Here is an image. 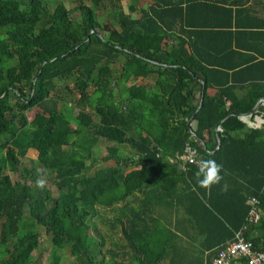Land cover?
<instances>
[{
	"label": "trees",
	"instance_id": "1",
	"mask_svg": "<svg viewBox=\"0 0 264 264\" xmlns=\"http://www.w3.org/2000/svg\"><path fill=\"white\" fill-rule=\"evenodd\" d=\"M51 1L0 0V264H29L37 228L76 264H212L239 231L264 250V0H142L117 29ZM186 144L223 166L220 185L176 159Z\"/></svg>",
	"mask_w": 264,
	"mask_h": 264
},
{
	"label": "rangeland",
	"instance_id": "2",
	"mask_svg": "<svg viewBox=\"0 0 264 264\" xmlns=\"http://www.w3.org/2000/svg\"><path fill=\"white\" fill-rule=\"evenodd\" d=\"M142 0H82L83 4L85 6H95V13L97 15V21L100 26H108L109 28L117 29V26L112 18V13L116 10H122L124 13L127 12L128 6L132 5L135 9L143 8V5L141 3ZM56 4H62L66 10L69 11L70 17L76 19L75 13L72 12L73 8L77 6V0H52L51 2H46V9L52 10ZM133 17V16H132ZM91 92V88L88 90V93ZM72 111L70 114L71 119L74 118V116L77 113V110L72 105ZM86 112L92 116L94 120L96 118L94 117L92 111L90 109H87ZM26 117L30 120L32 117V113H27ZM109 143H105L104 141L98 142L96 147L92 150V158L95 160V165L93 169L99 168L102 166V163L100 162L101 154L106 153L105 147L109 146ZM4 156L7 159H13L14 153H12V150L6 149L4 151ZM36 158V152L33 150H28L25 158L21 159L20 165L25 166L26 168H29V165L31 161H34ZM88 164V162H87ZM111 165L112 163H108L107 165ZM20 168L18 167L17 172H6V174L9 176L10 180L12 182L14 181H23L21 179V176L17 175ZM125 173V171H124ZM45 179V177H42ZM46 188L50 191L51 195L54 197L56 195V190L54 186L51 185V182L46 180ZM25 183L29 184L28 181ZM39 233V239H38V246L35 249V251L32 253L31 259L29 261V264H50V259L52 254L58 257L57 264H76L75 260L65 251V250H58L54 251V249L48 244V240L46 236L44 235L42 229L37 228ZM89 235L93 236V233L91 230L89 231ZM99 259V257H97Z\"/></svg>",
	"mask_w": 264,
	"mask_h": 264
},
{
	"label": "built area",
	"instance_id": "3",
	"mask_svg": "<svg viewBox=\"0 0 264 264\" xmlns=\"http://www.w3.org/2000/svg\"><path fill=\"white\" fill-rule=\"evenodd\" d=\"M259 103L262 101L259 100ZM249 127H252L251 122H247ZM219 131V128L216 130ZM176 159L186 163L188 165H196L195 163L190 162L191 159H197L196 150L186 144L184 146L183 152L181 155L177 156ZM251 210L249 222L251 224H256L259 222L261 215L258 213V210L255 208V201L253 199L249 200ZM245 230V228H243ZM264 264V250L258 251L252 248V245L249 241L244 239L242 232L239 231L235 234L234 240L227 245L224 249L217 252L215 258L212 260V264Z\"/></svg>",
	"mask_w": 264,
	"mask_h": 264
},
{
	"label": "clouds",
	"instance_id": "4",
	"mask_svg": "<svg viewBox=\"0 0 264 264\" xmlns=\"http://www.w3.org/2000/svg\"><path fill=\"white\" fill-rule=\"evenodd\" d=\"M190 162L195 163L197 165L198 171L195 173L197 177V183L200 187L210 190L213 185H220L223 177L221 176V171L223 166L218 164L214 160H204L200 159L197 161L196 159H191ZM36 185L38 188L43 189L46 185V181L44 178H39L36 181ZM227 185L225 184L221 191H226Z\"/></svg>",
	"mask_w": 264,
	"mask_h": 264
},
{
	"label": "crops",
	"instance_id": "5",
	"mask_svg": "<svg viewBox=\"0 0 264 264\" xmlns=\"http://www.w3.org/2000/svg\"><path fill=\"white\" fill-rule=\"evenodd\" d=\"M124 152H127L126 150H122V153H124ZM177 169H181V167L180 168H177ZM129 171V168H127V169H125V172H128ZM105 215L106 216H108L109 214L106 212L105 213ZM176 218H177V220H183V219H186V217H185V214H184V212H183V209H177V212H176ZM170 216H172V213L170 214V213H167L166 214V218H167V220H169V218H170ZM173 218H174V216H173ZM184 226L185 227H188V224L186 223V222H184L183 224H179L178 226H177V230H176V228H171L170 230H171V232H175V233H185V228H184ZM191 232V231H190ZM179 236V235H178ZM186 236V235H185ZM185 236H182L181 237V240H180V242H179V244L181 245V246H184V247H187V248H194V247H196L197 246V244H196V242L194 243V247H192V243L191 242H189V240H187L186 238H184Z\"/></svg>",
	"mask_w": 264,
	"mask_h": 264
},
{
	"label": "water",
	"instance_id": "6",
	"mask_svg": "<svg viewBox=\"0 0 264 264\" xmlns=\"http://www.w3.org/2000/svg\"><path fill=\"white\" fill-rule=\"evenodd\" d=\"M111 87L114 89V84L112 83V85H111ZM259 104V102H257L256 103V106ZM198 105H200V102H199V104ZM218 126H219V124L217 125V127H216V129L215 130H217L218 129ZM217 145H218V143H217ZM215 149H217V147L215 148ZM181 167V165L179 164V165H177V168H180ZM248 205L250 206L251 204H250V202H248ZM258 213L261 215V213H260V211L258 210Z\"/></svg>",
	"mask_w": 264,
	"mask_h": 264
}]
</instances>
